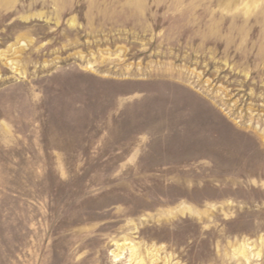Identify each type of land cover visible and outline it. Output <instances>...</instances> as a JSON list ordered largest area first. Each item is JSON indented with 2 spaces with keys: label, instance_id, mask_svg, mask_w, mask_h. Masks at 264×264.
I'll use <instances>...</instances> for the list:
<instances>
[{
  "label": "rangeland",
  "instance_id": "rangeland-1",
  "mask_svg": "<svg viewBox=\"0 0 264 264\" xmlns=\"http://www.w3.org/2000/svg\"><path fill=\"white\" fill-rule=\"evenodd\" d=\"M125 237L264 264V0H0V264Z\"/></svg>",
  "mask_w": 264,
  "mask_h": 264
},
{
  "label": "bare ground",
  "instance_id": "bare-ground-1",
  "mask_svg": "<svg viewBox=\"0 0 264 264\" xmlns=\"http://www.w3.org/2000/svg\"><path fill=\"white\" fill-rule=\"evenodd\" d=\"M185 210L191 211L190 208H184ZM52 233V232H51ZM67 233V232H66ZM69 233V232H68ZM63 234V233H62ZM52 235V234H51ZM76 235V234H75ZM54 237V236H53ZM52 237V238H53ZM73 239V237L71 238ZM128 238H124L123 242L116 241V248L113 251V262H121L124 257H126V253L129 252V261L127 264H156L160 259L159 250L147 249L145 254L142 253L140 246L135 243H126ZM91 240V239H90ZM82 241V240H81ZM88 241V240H87ZM99 243V242H98ZM91 244V243H90ZM93 245V244H92ZM83 246V245H82ZM81 248V247H80ZM248 243L243 242L237 248H235L234 253L236 255H240L244 258H248ZM78 249V248H77ZM84 249V248H83ZM79 250V249H78ZM101 251V249H93V251L86 256V258L90 259L95 263L98 259L95 256L97 252ZM74 252V251H73ZM69 253V252H68ZM72 253V252H71ZM76 253V252H75ZM260 251L256 253V255L260 256ZM68 257V256H67ZM76 259V258H75ZM73 261V260H72ZM74 263V262H73ZM168 261L164 260V264H167ZM67 264H71L70 261H67Z\"/></svg>",
  "mask_w": 264,
  "mask_h": 264
}]
</instances>
